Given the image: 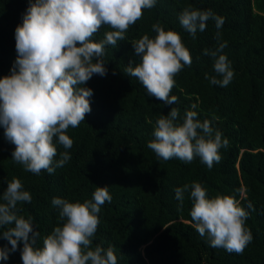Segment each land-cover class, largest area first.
<instances>
[{
	"label": "trees",
	"instance_id": "1",
	"mask_svg": "<svg viewBox=\"0 0 264 264\" xmlns=\"http://www.w3.org/2000/svg\"><path fill=\"white\" fill-rule=\"evenodd\" d=\"M29 3L0 0V77L10 74L16 60L15 29ZM186 7L210 9L224 23L217 30L215 21L209 20L205 31H198L193 39L179 23ZM156 23L178 32L192 58L191 65L175 76L170 93L178 98L174 105L149 96L135 77L124 73L130 61L133 67L140 62L131 41L144 34L154 38ZM110 30L102 25L92 39L99 41ZM125 37L115 47H105L107 74H94L84 85L93 92L91 112L79 127L67 130L73 139L67 149L71 159L53 174L35 175L14 163L15 145L0 126V196L13 178L31 194L30 203L19 202L17 207L19 215L32 217L40 233L37 247L56 226H62L59 210L51 203L54 197L84 202L92 199L97 187L106 186L112 200L100 208L92 247H111L117 264H264V0H156ZM219 42L227 43L221 54L234 71L227 87L210 82L216 76L214 61L203 54ZM171 107L179 109L181 121L187 111H195L201 122L210 121L228 140L211 169L198 157L188 164L158 160L148 148L156 119ZM63 151L57 144L54 159H60ZM192 182L200 183L210 198H234L249 213L245 227L252 241L242 254L211 247L207 236L199 235L190 217L188 194L181 207L174 191ZM3 247L11 245L0 235ZM22 247L19 242L17 251L0 264H23Z\"/></svg>",
	"mask_w": 264,
	"mask_h": 264
},
{
	"label": "clouds",
	"instance_id": "2",
	"mask_svg": "<svg viewBox=\"0 0 264 264\" xmlns=\"http://www.w3.org/2000/svg\"><path fill=\"white\" fill-rule=\"evenodd\" d=\"M155 4L156 0H30L22 24L15 29L16 60L10 74L0 77V126L5 138L15 145L14 163L39 175L42 171L53 174L71 159L67 149L72 148L73 139L66 132L69 127H79L91 112L93 92L84 85L94 74H107L105 47L125 40V33L142 18L143 10ZM209 20L215 21L217 30L224 23L210 9L186 7L179 14L180 25L193 39L198 31H205ZM102 25L111 30L103 39L93 40ZM152 29L154 38L144 34L131 41L140 62L133 67L130 61L124 73L135 77L149 96L174 105L178 98L170 93L175 76L191 65L192 58L178 32L166 31L159 23ZM216 38L220 40L219 31ZM226 47V42H219L215 49L203 53L213 58L216 76L210 82L220 87H227L234 77L227 56L221 54ZM153 137L147 146L158 160L178 159L188 164L198 157L209 169L220 161L219 150L229 143L210 121L201 122L195 111H187L181 121L175 107L156 119ZM57 144L65 151L55 160ZM174 191L181 207L188 194L193 226L201 237L207 236L211 247L243 253L252 234L245 227L249 213L239 201L228 195L210 198L198 182ZM31 199L16 178L0 196V235L11 245L0 248V260L7 261L22 242L23 264H117L111 247H92L100 208L112 200L106 186L97 187L92 199L84 202L54 197L51 203L63 223L43 238L42 247L36 246L40 233L32 217L18 214V203H30Z\"/></svg>",
	"mask_w": 264,
	"mask_h": 264
}]
</instances>
